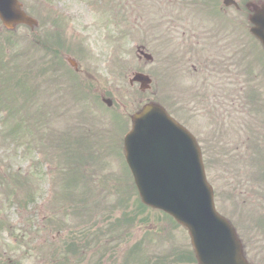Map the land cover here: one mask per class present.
I'll list each match as a JSON object with an SVG mask.
<instances>
[{
    "label": "rangeland",
    "instance_id": "1",
    "mask_svg": "<svg viewBox=\"0 0 264 264\" xmlns=\"http://www.w3.org/2000/svg\"><path fill=\"white\" fill-rule=\"evenodd\" d=\"M20 1L31 10L34 6L46 9V5L58 9L61 14H57L64 21L61 24L55 22L52 26L47 24L44 31L59 32L56 25L62 29L69 27L70 30L66 31L69 43L73 45L72 48L75 47L69 56L80 62L81 69L90 72L95 78L92 81L85 80L82 75V79L86 81L83 85L86 95H82L83 90L72 88V98L68 97V91L70 86L77 83L68 75L48 76L49 81L33 80L36 67L31 64V60H41L48 67L59 62L52 61L55 57L35 44L29 31L18 29L9 33L0 25V61L3 59L0 63V263L8 253L10 259L5 261L6 264H164L163 260H167L169 251L173 249L190 252V237L183 229L171 224L160 212L140 208L136 193L129 190L131 195L128 199L125 198L129 177L122 166L123 161L125 162L124 154L118 150V146L123 147L125 134L116 133V123L124 122V128L130 130L129 117L150 99L146 98L148 95L143 94L144 92L141 93L140 84L134 81L136 74H152L154 69H159L155 68L156 65L146 66V61L140 59L136 50L130 48L137 42L145 44L158 64L163 59V53L168 54L175 49V41L171 45L164 42L160 46H155V40L145 42L151 35H156L138 34L139 30L135 31L127 18L131 16L140 21V14L132 15L129 8L123 13L127 25L120 18L117 27H111L108 31L101 30L99 33L95 27L98 20L88 9L96 0H88V6L84 0ZM116 1L123 5L131 2ZM216 1H219L220 6L223 5V0ZM204 13L207 14L209 23H215V26L222 24V31L214 33L223 37L225 43H229L230 48L237 50V53L241 47L232 45V37L237 31L235 22L242 21L239 25L244 28V44L253 43L245 14H238L233 9H229L227 14H219L215 9ZM121 14L114 6L111 8L113 18ZM182 23L190 30L195 24L199 28L206 26L200 11L188 12ZM105 33L108 35L106 40ZM63 35L67 38L65 33ZM114 43L116 44L112 45ZM14 46L19 53L16 65L9 61L14 58L9 56V50L13 51ZM245 49L248 50V45ZM259 49L254 41L250 55H245L244 63L251 75L259 77L261 84L264 82V67L261 65L264 53L260 51L257 54ZM242 52L243 49L240 54ZM22 70L24 73H21ZM245 80L247 81V77ZM243 82L244 79L239 80L240 85ZM162 85L163 83L160 84L161 87ZM176 85L177 83L168 85L171 100L174 98ZM34 87L37 91L33 90ZM94 89L100 90L105 95L104 98H100L96 90L94 95L91 92ZM153 90H156V85ZM231 90L232 87L224 92H217L213 99L205 100L204 106L199 104L196 107V118L203 107L200 111L203 114V128L200 130L195 126V131L200 141L203 142L206 137L204 143L215 139L217 145H221L215 151L216 171L211 170L209 178L215 190L218 208L237 224L241 215L235 212L233 206H225L224 202L231 196L236 206L250 207L254 204L252 198L246 200L241 193L243 180L240 155H247L251 148L243 147L247 139L245 134L264 136V108L259 100L252 99L251 90L246 89L239 94L241 97L236 92L231 93ZM162 93L168 101L169 96ZM102 99L112 100V108H108ZM96 137L101 138V145L98 147L89 143ZM121 137L123 139L118 145L116 138ZM77 138L86 140L90 147L86 151L83 147L79 148L73 143ZM213 146L217 148L216 145ZM86 152L87 161L103 157L105 166L100 168L96 164L90 165V162L85 164L89 167L82 177L91 188L93 200L84 204L90 194L83 192L84 196L73 197L75 191L81 194V190L75 188V191L69 192L71 185L66 187L65 179L60 173L66 170L71 177L73 172L67 170V161H73L74 153L85 157ZM55 155L61 156L65 161V169H57L52 159ZM212 161L213 158L210 157V162ZM74 175H78V170ZM78 178L80 180V175ZM114 179L119 180L120 185ZM66 196L71 198L70 202H83L81 205L66 203ZM126 200L132 201V204L123 202ZM72 206H81V211H71ZM60 208L69 209L60 211ZM232 213L236 218H233ZM126 215L132 223L122 224ZM243 225L246 229L249 228L244 222ZM260 229L261 233L258 235L263 237L264 242V221ZM71 238L79 239L82 246L80 255H77L80 256L79 259H73L75 256L66 254L64 250L65 243ZM55 250L60 259H67L62 263L55 261ZM256 254L257 261L264 263V246ZM165 264L178 263L167 261Z\"/></svg>",
    "mask_w": 264,
    "mask_h": 264
},
{
    "label": "water",
    "instance_id": "2",
    "mask_svg": "<svg viewBox=\"0 0 264 264\" xmlns=\"http://www.w3.org/2000/svg\"><path fill=\"white\" fill-rule=\"evenodd\" d=\"M0 16L8 28L28 23L17 0H0ZM253 22L264 42V13ZM134 122L135 135L128 137L126 150L143 201L190 229L201 264H245L236 254L234 231L215 210L195 141L172 127L162 110L148 108ZM171 131L177 139L165 135Z\"/></svg>",
    "mask_w": 264,
    "mask_h": 264
},
{
    "label": "flooded vegetation",
    "instance_id": "3",
    "mask_svg": "<svg viewBox=\"0 0 264 264\" xmlns=\"http://www.w3.org/2000/svg\"><path fill=\"white\" fill-rule=\"evenodd\" d=\"M196 7L197 3L194 0H168L167 2L165 0H148L147 5H145L146 10L153 15L158 11V14L161 16V19L158 22H147L145 18L149 15V13L142 10L140 2L137 0H131L130 2V13L132 15H134L135 13L140 14V21L131 16L127 18L129 23L132 25L133 29H135V31L139 30L138 33L140 34H155L159 32L158 34H156L155 37L145 39V42L155 40V46H160L164 41L165 43L170 42L168 40H165L166 37L175 41V49L168 54L163 53V59L158 64H169L171 63L170 60H172V64L178 67L176 70L177 81H180L185 76H194L190 72V68H195V65L197 64L199 47L208 51L207 62L230 61L228 43H225L224 46H220V42L199 43L197 34L198 30H196L198 26L195 24V27L191 30L185 28L184 24L182 23L183 19H181V15L183 13L187 15V11L192 12L196 9ZM34 9L36 13H31V15L37 19L39 26L35 31L32 32H36L38 37L39 35L44 34V28L41 27V24L45 22L43 13H47V11L44 9L40 10L39 8V10L37 8ZM99 19L101 21L102 28L105 31H108V29H110L116 24L114 22V18L105 11L99 13ZM59 20L64 21V18L59 16L51 17L48 19L47 23L49 22L54 25L55 22H57L58 24ZM181 29H183V32ZM56 30L60 31L62 35L65 33L67 38L63 35L62 37L57 38L59 42L55 43V38L53 36H49L48 39L51 41L49 47L54 49L56 48V46H58L60 50H68L69 37L66 31H69L70 28L66 27L65 29H62V27H56ZM49 34L51 33L49 32L48 35ZM208 34L212 35V29L208 28V32L201 33L202 36ZM134 45V49L138 51L137 56L141 55L142 53L148 52V49L146 48L145 44L141 43ZM140 59L143 60L144 58ZM145 61L146 66L152 65V63H150L149 61ZM8 259L10 258L9 254L7 253V256L2 259L0 264H6L5 261H7ZM9 264H11V262H9ZM16 264H18V262H16Z\"/></svg>",
    "mask_w": 264,
    "mask_h": 264
},
{
    "label": "clouds",
    "instance_id": "4",
    "mask_svg": "<svg viewBox=\"0 0 264 264\" xmlns=\"http://www.w3.org/2000/svg\"><path fill=\"white\" fill-rule=\"evenodd\" d=\"M256 3H258V4H264V0H256Z\"/></svg>",
    "mask_w": 264,
    "mask_h": 264
}]
</instances>
